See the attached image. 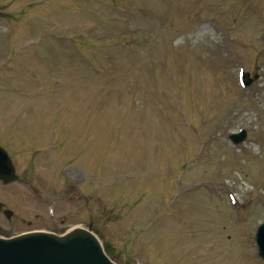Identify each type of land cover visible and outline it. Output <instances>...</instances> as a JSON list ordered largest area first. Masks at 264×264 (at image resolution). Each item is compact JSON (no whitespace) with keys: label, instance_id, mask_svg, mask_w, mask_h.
Listing matches in <instances>:
<instances>
[{"label":"rangeland","instance_id":"rangeland-1","mask_svg":"<svg viewBox=\"0 0 264 264\" xmlns=\"http://www.w3.org/2000/svg\"><path fill=\"white\" fill-rule=\"evenodd\" d=\"M0 142L27 167L0 197L31 226L54 223L35 185L51 188L58 230L90 225L120 263L264 264L250 240L264 220V0H0ZM66 160L105 187L88 171L58 193L39 172Z\"/></svg>","mask_w":264,"mask_h":264},{"label":"water","instance_id":"water-1","mask_svg":"<svg viewBox=\"0 0 264 264\" xmlns=\"http://www.w3.org/2000/svg\"><path fill=\"white\" fill-rule=\"evenodd\" d=\"M18 248V249H17ZM0 264H111L91 232L76 229L64 237L29 235L0 239Z\"/></svg>","mask_w":264,"mask_h":264}]
</instances>
